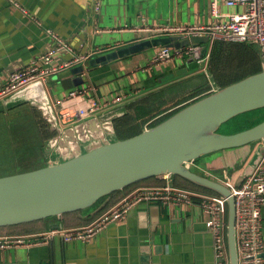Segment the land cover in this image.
Segmentation results:
<instances>
[{
    "label": "crops",
    "instance_id": "1",
    "mask_svg": "<svg viewBox=\"0 0 264 264\" xmlns=\"http://www.w3.org/2000/svg\"><path fill=\"white\" fill-rule=\"evenodd\" d=\"M225 1L102 0L97 12L93 6L94 0H15L34 17L39 23L37 24L7 1L0 0V86L12 72L24 69L31 61L51 48L54 43L47 31L55 33L68 42L75 52L89 54V60L83 65L86 66V70L81 77L85 79V83L80 87L70 89L62 87L60 81L71 78L70 73L52 76L46 84L43 83L42 89L48 102L53 108V104L58 100L51 96L47 88L49 82L53 83L52 91L57 92L59 97L64 95L62 98L73 89L89 86L96 89L98 97L112 96L113 91H115L113 96L120 95L118 91L123 89L122 92H126L128 88L129 92L126 94L129 96L126 101L105 110L124 108L123 116L113 120L116 136L124 139L117 133L116 120L129 114L134 119L129 129L141 132L166 113L207 93L209 88L206 76L203 77L195 63L186 58L155 63L154 58L160 47L154 48L152 55L144 51L94 68L88 66L89 61L151 39L152 36L144 31L145 28L164 25H208L244 10L239 6L228 7ZM67 59H70L68 53L55 56L56 63ZM19 95L28 102L13 107H5L0 103L1 114L20 112L16 116H24L23 121L32 126V111L37 110L48 125L49 131L54 134L46 141L57 138L58 132L52 130V125L45 118L43 111L31 104L43 100L40 88L31 87L29 91ZM141 99H145L146 104L129 112L128 105ZM98 115L100 113L95 117ZM87 119L68 127L83 123ZM7 121L12 123L16 119L9 117ZM11 125L17 128L20 123ZM59 128L63 131L67 127ZM46 141L41 146V160L38 159L35 166L25 168L23 171L46 165L42 151ZM61 145L65 146L59 135L55 148ZM260 146V143H255L214 153L217 155L212 154L213 157L204 162L203 175L221 183L235 185L252 169ZM53 153L54 148L49 149L50 161H59V158H53ZM160 179L163 180L162 185L142 187L174 185L173 178ZM125 195L115 201L109 209ZM108 200L109 197L83 211L82 219L97 214ZM192 200V205L188 207L140 204L133 207L122 222L109 226L88 243L63 242L54 236L41 244L0 251V264H215L213 239L206 226L208 215L200 206L201 199L194 197ZM261 225L264 246V208L261 213ZM80 226L85 225L64 227L60 217L52 219L42 232L0 235L41 234L50 228L69 229ZM262 257L264 259V251Z\"/></svg>",
    "mask_w": 264,
    "mask_h": 264
},
{
    "label": "water",
    "instance_id": "2",
    "mask_svg": "<svg viewBox=\"0 0 264 264\" xmlns=\"http://www.w3.org/2000/svg\"><path fill=\"white\" fill-rule=\"evenodd\" d=\"M207 43L206 36L189 39L156 37L91 59L88 66H103L156 47L179 49ZM255 47L262 56L261 49ZM261 58V71L224 87L210 86L207 93L179 107L158 124L124 139L116 136L113 125V120L123 116V107L110 109L62 131L41 81L3 98L0 100L2 105L13 107L28 102L19 94L31 87L40 88L43 100L30 102L43 111L58 137L44 143L42 151L46 165L0 177V228L59 219L68 213L86 211L100 200L141 181L155 177H180L226 200L228 264H237L231 189L226 183L193 172L190 167L200 158L214 153L260 143L252 169L234 186L238 187L255 169L264 153V121L231 135L220 134L218 129L238 115L264 108V57ZM84 70L86 66L80 65L62 72L72 75L60 81L62 87L70 89L83 85L85 79L81 74ZM59 135L65 146L56 149ZM51 148H54L53 158L57 157L59 161H50Z\"/></svg>",
    "mask_w": 264,
    "mask_h": 264
},
{
    "label": "built area",
    "instance_id": "3",
    "mask_svg": "<svg viewBox=\"0 0 264 264\" xmlns=\"http://www.w3.org/2000/svg\"><path fill=\"white\" fill-rule=\"evenodd\" d=\"M32 21L34 17L27 13L15 0H5ZM102 0H94L98 12ZM228 7L239 6L240 13L225 16L221 21L208 25H164L145 28L152 38L178 36L191 38L206 36L205 45H188L179 49L160 47L154 62L167 63L173 59H189L207 76L212 46L215 42L241 43L257 46L264 57V0H226ZM37 22V21H35ZM37 24H39L37 22ZM54 45L40 54L24 69L12 72L0 86V100L10 94L41 81L46 84L50 77L67 71L74 66L85 65L89 54L77 53L64 39L47 31ZM68 53L70 59L56 63L55 56ZM129 94L98 97L92 86L73 89L62 99L53 104L58 126L68 127L81 120L95 116L115 105L126 101ZM235 208V243L237 264H264L262 253L264 246L261 239V213L264 208V153L253 172L235 187L230 183ZM201 199L200 206L207 213V229L213 239L215 264H228L226 247V200L220 196L199 194L174 185L161 187H137L130 190L121 201L106 210L85 226L75 228H50L41 234L0 235V251L18 247L41 244L57 236L63 242L78 241L88 243L109 226L122 222L127 213L140 204H159L167 207L192 205V199Z\"/></svg>",
    "mask_w": 264,
    "mask_h": 264
},
{
    "label": "trees",
    "instance_id": "4",
    "mask_svg": "<svg viewBox=\"0 0 264 264\" xmlns=\"http://www.w3.org/2000/svg\"><path fill=\"white\" fill-rule=\"evenodd\" d=\"M230 64H231V67H239V70L236 71V73H233L236 80L241 79L247 74H253L260 70L259 58L255 50L253 49L252 45L241 44V43L227 44V43H222V42H215L212 46L211 57L209 60L208 68L212 72L215 79H217L218 83L222 86H225L231 83L230 82L231 80L224 81L221 75L222 70H224ZM190 96L192 95L190 94ZM146 102L147 101L145 99H141L136 102L130 103L127 108L130 112L138 106H144ZM177 110L178 108L156 119L155 121L150 123L149 127L158 124L162 120L166 119L167 117L175 113ZM1 112L2 111L0 107V113ZM32 116H33L32 118L33 119V123H32L33 130H31V136L29 138H33V139L27 140V146L18 150V152L21 153L20 159H24L26 157L32 158V160H26V159L22 160V162L26 164L25 165L26 168L28 167L32 168L38 163L37 162L38 159L41 160L42 143L54 136V134L49 131L48 125L42 119L40 112L33 109ZM133 120L134 119L128 114L122 117L121 119H118L115 121V127L120 137L127 138V137H130L140 132L139 130L136 131V130L129 129L131 124L133 123ZM18 129H19L18 127L17 128L5 127L2 130V132L4 133V136L5 134L8 135L9 133L15 135L16 130ZM173 182H174V185L180 188H183V189H189L195 192H202L208 195L218 196L214 192L207 190L205 188L193 185L192 183L180 177H174ZM162 184H163V180H161L160 177H155V178H150V179L141 181L139 183H136L134 185H131L128 188L124 189L123 191H118V192L111 194L109 196V200L106 203V205L103 208H101L97 214L93 216H89V217H86L85 219H82L81 214L83 213V211L68 213V214L61 216L62 225L64 227H68L72 225H75V226L87 225L92 220H94L96 217H98L100 214L108 210L109 207L115 201L121 198L124 194H127L130 190L137 188V187H142V186H159ZM52 219L54 218L39 220V221L16 225V226L1 227L0 234L42 232L43 230L47 228L49 222ZM226 219L227 217L225 215V221Z\"/></svg>",
    "mask_w": 264,
    "mask_h": 264
},
{
    "label": "rangeland",
    "instance_id": "5",
    "mask_svg": "<svg viewBox=\"0 0 264 264\" xmlns=\"http://www.w3.org/2000/svg\"><path fill=\"white\" fill-rule=\"evenodd\" d=\"M153 49L154 48L146 50V51H147V53H150V55H152L151 53H153ZM253 49L255 50V52L258 55L259 63H260V70L259 71H261V59H262L261 53L258 51V48H256L255 46H253ZM238 70H239V67H231V64L228 65L221 72L222 79L224 81L231 80L230 81L231 83L238 81L235 79L234 74H233V73H236V71H238ZM255 73H257V72H255ZM207 75H208V77L206 76V79H207L206 84L208 86L207 88H210V86H212V87H215V86L224 87L218 83L217 79H215V77L213 76V74L209 68L207 70ZM248 75H251V74H247L246 76H248ZM246 76H244V77H246ZM203 77H205L204 74H203ZM244 77H242V78H244ZM231 83H229V84H231ZM229 84H227V85H229ZM227 85H225V86H227ZM47 88H48L52 97L54 96L57 99H61L64 96L63 95V96L59 97V94L57 92L55 93L54 91H52V89H53V83L52 82H49L47 84ZM122 90L118 91V93L120 95H122L123 93L126 94L129 92L128 88L126 89V92H122ZM112 94L114 95L115 91H113ZM168 95H170V93H168ZM18 113H20V112H14L13 111V112H10L8 114H1L0 113V129H1L0 130V177L9 176V175H13V174L22 172L26 168L25 167L26 164L23 163L22 160H24V159L32 160L31 157H26L24 159H20L21 153H19L18 150L27 146V140L33 139V138H29L31 136V130H33V129L29 123H25L23 121L24 116H16V115H18ZM9 117L15 118L16 121H13L12 123H10V121H7V119ZM263 121H264V108L256 110V111L247 112V113H244V114H241V115L234 117L233 119H231L227 123L223 124L218 129V133L223 134V135L235 134V133L247 130L249 128H252V127L258 125L259 123H261ZM13 123H20V125H17V127L19 128L17 131V135L16 134L13 135V134H10L9 132H7L9 134L8 135L5 134V136H4V133L2 132V130L5 127H7V128L13 127L14 125H11ZM213 155H217V154H213ZM211 157H213V156L211 155V156H206V157L200 158L199 160H197L195 163H193L191 165V167H190L191 170L195 173H198L199 175H203L204 171H202V169H203L204 162L209 161L211 159Z\"/></svg>",
    "mask_w": 264,
    "mask_h": 264
}]
</instances>
